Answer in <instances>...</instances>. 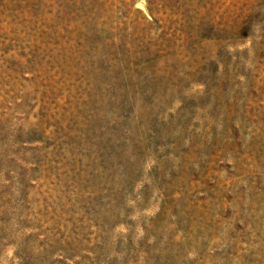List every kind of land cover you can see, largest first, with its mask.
<instances>
[{
    "label": "rangeland",
    "instance_id": "1",
    "mask_svg": "<svg viewBox=\"0 0 264 264\" xmlns=\"http://www.w3.org/2000/svg\"><path fill=\"white\" fill-rule=\"evenodd\" d=\"M0 264H264V0H0Z\"/></svg>",
    "mask_w": 264,
    "mask_h": 264
}]
</instances>
